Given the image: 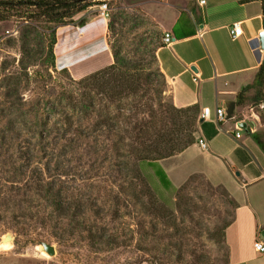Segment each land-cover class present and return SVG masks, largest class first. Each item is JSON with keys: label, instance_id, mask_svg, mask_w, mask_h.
<instances>
[{"label": "rangeland", "instance_id": "obj_1", "mask_svg": "<svg viewBox=\"0 0 264 264\" xmlns=\"http://www.w3.org/2000/svg\"><path fill=\"white\" fill-rule=\"evenodd\" d=\"M194 5L93 0L74 20L106 19L110 51L145 65L154 77L170 10ZM30 14L33 9L25 7L5 11L0 22V264H229L222 235L234 205L197 171L220 179V162L240 165L246 150H261L253 136L237 129L241 138L235 139L225 131L233 121H226L211 143L222 158L209 159L196 145L185 156L159 160L174 186L164 190L138 157L155 155L160 150L148 149L161 142L158 136L170 140L179 128L167 88L159 100L152 93L131 95L116 109L105 100V79L91 87L56 57L54 68L49 65L47 44L57 25ZM66 27L80 28L57 27L56 43L57 31ZM24 30L30 31L28 57L22 53ZM57 53L65 63L61 40ZM256 109L246 105L239 114L243 120L256 116L255 132L264 141V118ZM134 124L148 132L139 135ZM6 235L8 243L2 242ZM42 243L52 245L55 255L46 254Z\"/></svg>", "mask_w": 264, "mask_h": 264}, {"label": "crops", "instance_id": "obj_2", "mask_svg": "<svg viewBox=\"0 0 264 264\" xmlns=\"http://www.w3.org/2000/svg\"><path fill=\"white\" fill-rule=\"evenodd\" d=\"M175 11L170 10L167 15L171 22L165 32L173 39L156 50L157 65L174 107L198 105L200 111L210 110L209 120L201 118L196 138L209 143L203 151L206 157L222 158L211 145L224 127V122L216 123L215 109H226L227 100L249 84L246 79L254 76L264 58L259 44V34L264 31L262 3L261 0H206L204 6H199L195 0L194 6ZM237 22L241 23L242 35L232 38L230 29ZM87 27L89 30L84 32ZM106 32V19L98 17L80 28L59 29L54 49L57 64L67 68L76 79L110 66L113 56ZM60 40L65 63L58 60ZM254 118L246 119L248 130L253 128L246 131L250 134L258 129ZM233 125L226 133L236 129L237 123ZM196 145L197 140L165 161L185 156ZM233 148L239 150L237 145ZM260 151L246 150L240 165L220 162V179L197 171L211 183L222 185L236 203L231 223L224 231L229 264H264V254L254 249V242L264 243V152Z\"/></svg>", "mask_w": 264, "mask_h": 264}, {"label": "trees", "instance_id": "obj_3", "mask_svg": "<svg viewBox=\"0 0 264 264\" xmlns=\"http://www.w3.org/2000/svg\"><path fill=\"white\" fill-rule=\"evenodd\" d=\"M91 2H93V0H0V9H3L0 10V22L5 20L3 15L5 11L9 12L17 10V8L25 7L33 9V14H30V17H34L36 21L45 20V23H54L57 27L75 24L82 27L85 25L86 21L80 20L76 22L74 18L85 11V9L90 6ZM261 3L263 15L262 22L264 27V0H261ZM57 27H55V29ZM55 29L50 32L46 53L47 61L52 68H54L55 64L53 50L56 44ZM107 29H112L111 24H108ZM29 32L28 30H24L21 38L22 53L26 57L29 56V46L27 45ZM162 46L163 44H159L156 49ZM111 53L113 56V63L110 66L82 78L79 80V83L95 87L94 84L98 82V86H103V81L105 79V100L111 104H115V108L118 110L122 109V101L128 99L131 95L138 96V94H140L141 97H144L152 93L157 100L161 99V95L167 88V84L159 67L157 68V74L153 77L151 73L147 72L148 70L145 65L126 62L113 47H111ZM157 77H160V79H157ZM149 99L153 100L151 97ZM246 105L256 107V114L259 115L261 119L264 118V58L256 70L252 82L243 85L240 91L235 94L234 98L226 104V120L233 121L234 123L242 122L243 119L240 118L239 109ZM171 107V110L175 113V115H172V119H174V121L176 120L175 123H177L178 120L179 124V128L176 130L175 135L172 139L165 141L162 139L163 135L160 134L158 137L161 142L157 143L154 149H148L160 151H156L155 155L152 156L141 155L138 157L143 168L147 167L152 170L153 175L164 190L174 189V186L159 164V160L171 157L193 145L195 143L194 134L196 132V126L202 121L199 117L200 109L198 105L176 108L171 104ZM150 124V128H155L156 131L157 124L155 122ZM110 127L115 128L116 124L114 126L110 125ZM133 129L138 130L139 135L148 132V127L146 130H143L138 124H134ZM251 135L264 152V141L260 139L256 132ZM138 138L141 139L140 137ZM123 141L124 138L119 139V143H123ZM179 141L182 142L179 143ZM141 144L144 145L145 143L141 142ZM162 144L163 147H160ZM219 186L222 187L224 194L233 203L235 209V201L230 197L228 191L222 185ZM230 223L231 221L226 225L224 231ZM222 239L224 241V234L222 235Z\"/></svg>", "mask_w": 264, "mask_h": 264}, {"label": "built area", "instance_id": "obj_4", "mask_svg": "<svg viewBox=\"0 0 264 264\" xmlns=\"http://www.w3.org/2000/svg\"><path fill=\"white\" fill-rule=\"evenodd\" d=\"M196 2L199 6H204L206 0H196ZM100 9L103 12V14H105L107 10L106 4H102L100 6ZM230 35L232 38H237L242 35V28H241L240 22L232 24L231 29H230ZM172 39L173 38L168 33H166L164 34V37H163V43L166 45L170 44ZM215 116H216V120H215L216 123L225 122L227 118L226 109L223 107H217L215 109ZM209 117H210V110L208 108H204L200 113V118L209 120ZM235 128L236 130L227 131V133L233 135L235 139H239L240 138V133L238 132L239 128L237 127V125L235 126ZM197 145L202 150H206L208 147L206 141L202 138L197 139ZM254 249L256 252L264 254V243L262 241L254 242Z\"/></svg>", "mask_w": 264, "mask_h": 264}, {"label": "water", "instance_id": "obj_5", "mask_svg": "<svg viewBox=\"0 0 264 264\" xmlns=\"http://www.w3.org/2000/svg\"><path fill=\"white\" fill-rule=\"evenodd\" d=\"M259 44H260V50L264 51V31L259 34ZM248 125H249V122H247V121H242V122L237 123V127L240 130H245V131L251 132L253 130V128L248 130ZM251 125H253V122ZM10 241H11V237L9 235H6L2 242L7 243ZM41 245H42V250L46 254H48L49 256L55 255V249L52 245L47 244V243H42Z\"/></svg>", "mask_w": 264, "mask_h": 264}, {"label": "bare ground", "instance_id": "obj_6", "mask_svg": "<svg viewBox=\"0 0 264 264\" xmlns=\"http://www.w3.org/2000/svg\"><path fill=\"white\" fill-rule=\"evenodd\" d=\"M8 243V242H7Z\"/></svg>", "mask_w": 264, "mask_h": 264}]
</instances>
